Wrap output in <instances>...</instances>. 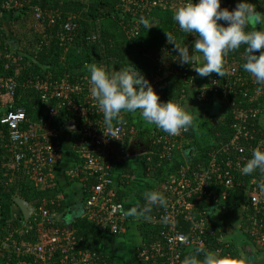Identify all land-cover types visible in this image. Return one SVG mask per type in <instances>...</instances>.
<instances>
[{
  "label": "built area",
  "instance_id": "2783aa9c",
  "mask_svg": "<svg viewBox=\"0 0 264 264\" xmlns=\"http://www.w3.org/2000/svg\"><path fill=\"white\" fill-rule=\"evenodd\" d=\"M121 1L125 12L136 20L138 17L141 19L149 16L170 0ZM185 2L186 0H182L179 5L182 6ZM194 2L198 3V0ZM235 6L229 0L221 2V8L232 10ZM27 7L32 10L35 20L40 24L47 22L52 26L55 23L54 16L60 18L54 7L44 10L40 0H0L2 12H18ZM138 25L137 20L130 25L132 36L138 33ZM76 29L73 18H68L63 23L66 35H60V39L66 49L72 45ZM47 41H41L39 49ZM165 52L175 58V65L153 77L150 83L154 88L167 84L170 76L181 77L185 82L193 83L195 71L192 67L184 71L185 67L177 61V56L168 50ZM232 54L233 52L229 53L225 58L223 77L212 73L208 82L199 87L198 98L202 102L209 94L216 97L221 95L222 99L219 101L223 103L224 111L229 110L231 113L230 131L218 133L219 141L215 147L212 144V150L205 159L200 157L195 167L191 166L193 159H184L178 163L175 172L165 179L161 190L166 197L167 207L160 208L158 218L149 220V225L160 231V240L150 250L142 252L143 262L158 264L162 260L161 264H182L184 250L204 248L206 241L214 236L213 218L216 212L226 210L227 202L234 191L247 194L253 213L250 217L253 224L249 232L250 242L255 247H264V193L258 189V185L264 182V175L253 173L247 186L246 176L240 171L251 158L253 150H264V135L257 139L259 131L264 130V86L256 84L253 77L240 72L232 62ZM157 61L160 62V59ZM24 65L23 55L13 53L6 43H0V102L3 106L12 101L9 104L11 109L6 113L5 108L0 118V131L2 129L7 133V139H4L0 147V166L5 171V176L9 175L10 181L18 175L25 176L41 192L53 186L56 180L54 169L61 158L60 138L65 133L55 128L53 121L58 116L59 109H62L80 118L82 122L79 131L75 132L78 136L74 146L84 164L68 174L73 179L89 177L95 180L87 190L84 217L100 231H108L113 235L124 232L131 218L122 214L126 209L118 201L113 189V169L123 159L116 144L125 139L133 140L138 134L137 129L129 127L126 120H123V124L114 123L111 130L105 127L99 104L90 95L87 78L76 83L42 76L26 79L21 89L37 92L42 97V103L47 106L40 121L30 120L26 110L17 109L14 104L19 87L18 73ZM188 72L193 75L191 79L187 77ZM157 94L162 99V93ZM4 98H7V103H3ZM259 100L261 101L258 102ZM53 103L55 106L50 107ZM157 130L155 151L144 155L149 161L151 156L147 155L153 154L162 162L173 163L180 156V152L187 153L191 149L186 150L190 147L185 141L186 133L169 136L162 130ZM6 159L7 162L3 163ZM60 205V201L43 199L40 206L34 208L31 219L28 222L23 221L21 226L22 229H27V234L37 235L35 243L16 246V251L8 254L9 240L6 237L0 247V264H10L12 261L17 264H90V254L79 250L80 243L75 232L59 226ZM208 210L213 212L209 213ZM165 216L168 218L167 223L162 220ZM184 223L188 224L189 233L183 231ZM215 251L221 256L231 255L227 246Z\"/></svg>",
  "mask_w": 264,
  "mask_h": 264
},
{
  "label": "trees",
  "instance_id": "16d2710c",
  "mask_svg": "<svg viewBox=\"0 0 264 264\" xmlns=\"http://www.w3.org/2000/svg\"><path fill=\"white\" fill-rule=\"evenodd\" d=\"M181 1L182 0H170L167 3H164L163 7H158L153 12H151L149 16L145 17L144 19L148 21V24L151 27L150 29L146 28L144 24L141 23V19L138 17L136 19L139 24L137 27L138 33L133 36L136 40L133 44H131L123 38V35L119 28L113 30L110 28H104L100 30L96 27L98 25L96 23L100 21L114 20L116 18H119L121 14H125V17L131 18L130 14H127L125 12L122 1L96 0L94 8L88 10L87 13L83 14L82 17H80L79 19H73L74 24L77 25V29L74 35L75 37L72 43V49H80L83 53V55L78 57L77 61L74 62L70 59L69 56H66L67 58L62 59L61 56L64 48V43H62L60 39V35H66L65 31L63 30V23L66 22L68 18L72 17L67 18L63 14L59 15L60 18L58 16H54V26H49L47 22H45L44 24L38 23L40 24V27H44V29H42V34H34L32 42H29L28 45L24 47V38L22 37L23 34L22 36H20L17 33H13V28L20 22L28 23L29 21H31L33 23V20L35 19L34 13L28 7L18 12L0 11V14L4 13L5 15V17L0 20V43H6L10 51L16 54L23 55L25 58L24 68H22V73L18 77L19 87L14 97L15 108L25 109L27 117L32 121H40L43 118V113L45 114L47 106L46 104L42 103L41 95L32 90L21 89L23 82L26 79L34 76H42L44 78L50 77L51 80L60 81L62 79H68L70 83H76L80 79H82V77H84V75L88 72V70L84 66L86 64L96 63L103 64L105 68L109 71H119L120 67L124 66L134 68L135 70L143 73L145 77L151 82L153 80V77H155L160 71L165 72L167 70H170L175 65V58L167 55L165 50L172 52L174 56H177L178 54L174 51V45L168 42L166 32L170 33L174 37L175 42L180 44V46H184V44L186 43L189 45V47H191V44L196 39V37L191 34L188 35L182 33L179 30L178 25L173 20V14L175 10L180 7L179 3ZM229 2L236 5L238 2H240V0H229ZM249 2L256 5L257 11L264 12V2H262V0H249ZM40 3L44 10L52 9L54 7L48 5L49 2L47 0H40ZM65 8L71 7L67 6ZM56 11H58V9ZM156 15L160 16L159 20L154 18V16ZM127 18H124V23L128 26L129 23H127ZM153 22L155 23V25L156 22H158V27L161 30H159V35L155 38L151 37V33L154 32V29L152 27ZM257 28L259 30V27ZM95 35H97V39H95ZM45 39H47L48 41L44 46H42L41 49H39L41 41H44ZM11 46H14V49H12ZM243 53V46L238 51L233 52L232 62L239 69L240 72L248 74L242 68V64L245 62V57ZM255 54L258 55L259 53ZM150 58H152V60ZM153 59L155 60L153 61ZM158 59H160V62L157 61ZM184 67V71H187L188 67L190 68L189 65H184ZM248 75L250 76V74ZM192 76L193 75L188 72V79H191ZM204 79L205 81L198 82L199 84L196 83L197 85H195V99L199 98V87L204 83L208 82L209 76ZM189 82L191 83L192 81L185 82L183 78L175 76L171 77L167 81V84H162L160 87L155 88V90L157 93H162V102L166 103L173 99L174 101H179L180 103H183L184 94H180V89H182L184 85L190 84ZM195 82H197L196 75ZM220 98L221 95L220 97H216L214 95L209 94L206 96V100L202 101V103L204 105L212 106L213 101L215 99L220 100ZM260 101L261 100H259L258 102ZM10 103L5 104L3 106L1 105L2 107L0 108V110H5L6 108L7 113L11 109V107L9 106ZM54 106L55 103L50 105V107ZM58 113V116L53 121V126L59 131H62V128L64 127L65 123L72 119H75L78 122L79 126L82 123L80 118L72 116L71 114L62 109H59ZM3 114L4 112L0 111V118H2ZM192 114L194 116L195 112ZM202 115H204L203 120L205 121L206 132L204 133V135H201V137L202 139L212 137L214 140L213 147H215V144L219 141L217 139V133H229L230 131L229 124L231 121V113L229 112V110H227L223 115L214 116L210 114V111H203ZM121 116L123 117V120H126L128 122L129 127L135 128L138 132H140V134L147 136L145 132L141 130V128L144 127L141 125L142 122H133L131 113H121ZM196 118L197 117L195 115V122ZM194 120L193 127L189 130V132L185 134V141L189 143L190 146L187 147L186 150L189 148L194 149V155L192 158L193 161L191 165L192 167H195V164L199 161L198 159L200 157L202 160L205 159L208 152L212 150L211 143V145H206L205 147H203V144L198 141V134L200 135V133H198L199 128L198 125L194 122ZM0 133H3L5 137L4 139L6 141L7 133L2 131V129ZM157 135L158 130L154 125L151 130V138L150 135L147 136L151 139L150 145H134L132 143V139H125L123 142L116 144V149L119 150V154L123 159L154 152V141ZM261 135H264V130L259 131L257 139H260ZM77 136L78 135L76 133L61 134V154L63 153V156L65 155L66 159L64 160L63 158V162L61 159L57 167L60 166L58 169L65 167V177L68 171L84 164V161L79 158L74 146ZM204 144H207V141ZM67 151H69L70 153H67ZM67 156L69 157V159L67 158ZM147 156H151V160L149 161L147 157L144 158L143 174L146 178L158 179V184L153 186L151 188V191L155 190L162 193L161 187L165 183V179H167L171 174H173V172H175L178 164L169 161L162 162L158 159L156 155L153 154H149ZM0 161H2V156L0 157ZM5 162H7V159L3 161V163ZM67 162H71V165H66ZM122 162L123 161H120L114 166L113 175L115 177L116 183L113 186V189H116L115 191L117 199L125 207V203L123 202L124 193L122 190V184L124 183L122 182L129 181L131 179V176L128 175V171H123V173L120 175V177L122 176V178L119 177V179L116 177V169ZM167 170L169 171V173ZM10 178L11 177L9 175L5 176V171L0 166V247L5 238L7 237V232L15 227L18 228V226H20V224H22V222L24 221L21 211L14 203L15 197H22L34 208H38L43 198H46L45 191H37L35 187L26 180L25 176L18 175L17 177L12 179V181H10ZM251 178L252 175L245 177V183L247 184V186ZM85 182L86 186L82 195L83 204L87 198V190L92 184L95 183V180L93 178L88 177ZM144 203L145 201L142 196L140 200L136 203V206H143ZM60 206L61 208L58 209L59 213L66 212V208L70 209V205H66L64 203ZM160 208L161 207L154 206L153 210L147 214V218H141L138 222V229L141 232L142 245L138 246L136 254L140 264H151V262H143L141 254L146 249L150 250L151 246L156 244L157 241L160 240V231L157 228H152L149 225V220L159 217ZM239 208L245 210V216L242 221L240 231L243 232L244 230L246 238L250 239L249 232L253 227V224L250 221V217H252L253 214L252 209L248 204L247 194L243 191H234L231 193V196L227 202V208L224 211V216L231 217L234 211ZM130 222L129 224L127 223L126 230L128 229ZM59 226L65 227V225L60 222ZM91 226L96 228L93 223H91ZM182 227L183 231L189 233L190 230H188V224L184 223L182 224ZM225 227V222H222L217 218L215 219L214 217V236L206 241L207 244L202 249L208 251H215L220 249L223 246L220 240L225 234ZM74 232L76 238L79 240L80 243L78 247L79 250L84 253L90 254V264H115V260L112 256L104 254L98 249L97 244H101L103 242V239L99 237L98 233H96L95 231L82 232L79 230H75ZM104 233L116 237L122 236V233L115 235L109 233L108 231H104ZM28 235L32 237L34 236V233H29ZM245 242L247 245L245 247L246 251L244 250V253L249 254L251 247L255 248V245L252 242ZM196 249L197 248H190L184 250L182 253V261L186 256L196 255ZM258 250L264 252V247H261ZM228 252L231 254V256L237 257L235 253H232L231 249ZM198 259H203V255H199ZM161 261L162 260L158 261V264H161ZM10 264L17 263L15 261H12Z\"/></svg>",
  "mask_w": 264,
  "mask_h": 264
},
{
  "label": "clouds",
  "instance_id": "9594fccd",
  "mask_svg": "<svg viewBox=\"0 0 264 264\" xmlns=\"http://www.w3.org/2000/svg\"><path fill=\"white\" fill-rule=\"evenodd\" d=\"M221 2L186 0L175 10L173 20L182 33L191 34L196 39L191 47L186 43L180 46L166 32L168 42L174 45L180 65L191 66L201 78L212 73L223 77L225 58L243 46V70L254 78L256 84L264 86V12L257 11L256 5L249 0H240L232 10L221 8ZM141 23L151 28L143 17ZM84 67L90 74V95L97 100L104 125L109 130L114 123H125L121 113H139L145 122L155 125L169 136L187 133L193 127L194 116L189 110V101L186 105L173 99L162 102L154 86L140 71L128 66L120 67L119 71H109L103 64L96 63ZM240 171L245 176L255 172L264 175V150H253L251 158ZM258 189L264 193V182L258 185ZM143 198V206L137 205L122 214L147 218L154 206L167 207L166 197L159 191H146ZM162 220L167 223L168 218L165 216ZM201 254L203 259H198ZM182 264H253V261L243 253L239 257L221 256L218 251L197 248L196 255L186 256Z\"/></svg>",
  "mask_w": 264,
  "mask_h": 264
},
{
  "label": "crops",
  "instance_id": "0c3cea01",
  "mask_svg": "<svg viewBox=\"0 0 264 264\" xmlns=\"http://www.w3.org/2000/svg\"><path fill=\"white\" fill-rule=\"evenodd\" d=\"M3 17H5L4 13L0 14V20ZM171 77H175V76H170L168 80ZM204 78H201L196 74L197 82L205 81ZM194 80H195V72H194ZM195 83L196 82L194 81L193 83L184 85L183 88L180 89V94L181 95L184 94L183 95L184 102L182 104L186 105L188 104V101L189 103L193 102L192 100L194 99L193 91L195 90ZM190 90H192L191 95H190ZM210 109H211V106L204 105L202 102L201 103L196 102V105L194 104V110H190V109L189 110L191 111V113H194L195 111H199V110L210 111ZM131 116H132L133 122L137 123L139 121V123L142 122L141 125H144V120L141 118L139 113L131 114ZM152 126L154 127V125ZM65 133H71V132H65ZM67 153H70V152L67 151ZM183 154L185 153L180 152L179 153L180 156H178V158H180ZM63 158L65 160L66 156L65 155L63 156V153H62L60 161L62 159V162H63ZM67 158L69 159L68 156ZM144 158L145 156L143 154V155L127 158L126 160L123 159L122 160L123 162L120 163L119 167L116 169L117 178L120 177L123 171H128V175L131 176V179L129 181L122 182L124 183L122 184V190L124 193L123 202L125 203V207L127 211H129L131 208L136 206V203L140 200V198L143 196V194L146 191H151V188L155 186L156 184H158L157 179H149L144 176L143 174ZM66 165L70 166L71 162H67ZM57 166L54 169L56 180L53 186L51 187L53 188L52 190L54 191H52L53 192L51 193L52 195H50L51 191H49L47 196H49L50 199L48 200L49 201L55 200L54 195L55 196L58 195L57 197L60 199L59 201L61 202V204L64 203L66 205H70V209L66 208L67 209L66 212L59 214V222L62 223L61 217L65 218L69 214L73 213L71 228H68L64 223H62L63 225H65L67 229H71L74 231L79 230L82 232L95 231L96 233H98L99 237L103 239V242L101 244L100 243L97 244L98 249L104 254H108V255L110 254V256L114 258L115 264H126L127 261H128L127 264H140L139 260L137 259L136 251H137L138 246L142 245L141 232L138 229V222L140 221L141 218L129 216L131 218L130 225L128 229L124 233H122V236L120 237L105 234L103 231H100L97 228L92 227L91 223L87 220L86 217H84L85 216L84 215L85 214L84 204L81 208H79L78 212H73V209L75 207H78L82 202V199H83L82 195L84 192V188L86 186L85 181L87 179L86 178L84 179L78 178V180L73 179L69 176L68 174L69 171L66 173V177H65V172H64L65 167L58 169L60 166L59 167ZM74 169L75 168L71 170H74ZM120 178H122V176ZM160 178H163V177H160ZM115 190L116 189L114 188V191ZM215 215H216L215 219L217 218L218 220L226 223L225 234L222 236L220 242L223 244L224 247L227 246L229 250L230 248L229 246H230V243L233 241L234 234L240 231V227H241L242 221L245 216V210L242 208L236 209L231 217H225L224 212H220V211L219 212L217 211ZM251 250L253 251V249ZM261 262H264V261H261Z\"/></svg>",
  "mask_w": 264,
  "mask_h": 264
},
{
  "label": "rangeland",
  "instance_id": "374dc122",
  "mask_svg": "<svg viewBox=\"0 0 264 264\" xmlns=\"http://www.w3.org/2000/svg\"><path fill=\"white\" fill-rule=\"evenodd\" d=\"M47 1L49 2L48 5L54 6L56 10L58 9V11H57V14L58 15L63 14L67 18L68 17H72L73 19L74 18L75 19L76 18L79 19L80 17H82V15L85 14V13H87L88 10H90L91 8H94L95 7V3H96V0H47ZM67 6H69L71 8H65ZM131 17L132 18H127V17H125V14H121L119 16V18H116L114 20H110V21H100V22L96 23V24H98L96 27L99 28L100 30L101 29H104V28H110L112 30L113 29H116V28H119L120 31H121V33H122V35H123V38L127 42L133 44L136 39H135V37L132 36V33L130 32L131 29H132L130 27V25L132 26V22H134L136 20H134V16H131ZM124 18H127V20L129 21V22L127 21V23H129L128 26L124 23ZM154 18H156V19L159 20L160 16L156 15V16H154ZM30 22L31 21H29L28 23L20 22L19 24H17L13 28V30H14L13 33H17L20 36H22V34H23L22 37L24 38V41H23V44H24L23 46L24 47H26L29 42H32L33 37H34V34H36V33L37 34H42V31H43L42 29H44V27H40L39 26L40 24H38V22H36L35 19L33 20V23L32 22L30 23ZM136 24H137V22L135 23V25ZM54 25H55V23L53 24V26ZM257 27H259V26H257ZM153 29H154V32L151 33V37L152 38L153 37L155 38L156 36L159 35L158 32L160 30L159 27H158V22H156V25H155V27H153ZM24 34H25V36H24ZM43 37H44V35H43ZM94 37H96L95 39H97V35H95ZM72 46L73 45L69 46L67 49H66V47L63 48L62 56H61L62 59L63 58L65 59V58H67L66 56H69L70 59L74 62V61H77V58L78 57H80L81 55H83V53L81 52L80 49L73 50L72 49ZM11 48L14 49V46L13 47L11 46ZM8 49H9V47H8ZM150 59L152 60V58H150ZM155 59H153V61ZM21 73L22 72H19L18 75H21ZM89 77H90V74H89V72H87L84 75V77H82V78L89 79ZM67 81H68V79H67ZM196 81H197V79H196ZM196 83H198V82H196ZM196 83H195V85H197ZM191 93H192V90H190V95H191ZM193 96H194L193 97L194 99L192 98L193 100L192 99L191 100L194 103L193 102H190L189 103V109L190 110H194V104L196 105V102L197 103H201L200 101H197L198 98L195 100V90L193 91ZM3 103H7V98H4ZM1 105L2 104L0 102V107H2ZM0 111H4V109H2ZM223 111H224V105H223V103L221 101L215 99L213 101L212 106H211L210 114L211 115H214V116L215 115L216 116H219V115H223L224 114ZM202 113H203V111H201V110L195 111V115H196L197 118H196V122H195V120H194V122L198 125V128H199L198 133H200V135L198 134V137H199L198 138V141H200V143L203 144V147H205L206 145H211V144L214 145V140H213L212 137H209L207 139H202V137H201V135H204V133L206 132L205 121L203 120L204 115H202ZM43 115H44V113H43ZM195 115H194V119H195ZM141 129L144 132H146V133L151 131L149 128H147V126L141 128ZM217 136H218V133H217ZM217 139H219V136L217 137ZM0 141L1 142L2 141L4 142L3 135L2 136L0 135ZM206 141H207V144H204ZM1 142H0V145H1ZM126 159L127 158H125V160ZM184 159L185 160H188L189 159L187 153L183 154L180 158H177V160H175L173 163H175V164L181 163L182 161H184ZM169 171H170V169H169ZM169 171H168V173H169ZM52 189L53 188H50L47 191H45L46 198H43V199H45V200L50 199V197L47 196V194L49 193V191H51L50 192V195H52L51 193H53L52 191H54ZM57 196L58 195H56V196L54 195V199L56 201H59L60 199ZM47 197H49V198H47ZM82 206H83V203L81 202V204L78 207H75V208L73 207L75 209V210L73 209V211L74 212H78L79 208H81ZM22 225L23 224H20V226H18V228L15 227L12 230H9L7 232V238L9 240V243L7 242V244L9 245V246L7 245V252H8V254L16 251V246H18V247L19 246H25V245L27 246V245H32L33 243H35V237L37 238V235H34L32 237L29 236L27 234V229L26 228L25 229H22L21 228ZM232 233H230V234H232ZM10 236H12V238ZM245 241H248L250 243V239L249 238L248 239L246 238L244 230H243V232L242 231H238V233H235L234 234L233 241L230 243V246H229L230 247L229 250L231 249L232 250V253H235L237 255V257H239V255L241 253H243L245 255L246 253H244V250L246 251V249H244V246L247 245ZM251 249H253V251ZM251 249L250 250L253 252L254 257H255V260H257V261H264V252L258 250L259 249L258 247H255V248H252L251 247ZM3 256L4 255L2 254V257ZM245 256H249V254H246ZM254 257H252L253 258L252 260H254ZM4 258H5V256H4ZM127 262H126V264H127Z\"/></svg>",
  "mask_w": 264,
  "mask_h": 264
},
{
  "label": "water",
  "instance_id": "95a60500",
  "mask_svg": "<svg viewBox=\"0 0 264 264\" xmlns=\"http://www.w3.org/2000/svg\"><path fill=\"white\" fill-rule=\"evenodd\" d=\"M154 26H155V23L153 22L152 27H154ZM73 129H74V131H73ZM62 131L63 132H71V133L72 132L73 133L78 132L79 131L78 122L75 119H72V120L68 121L67 123H65L64 127L62 128ZM132 143L134 145L148 146L151 143V139L148 138L147 136L142 135V134L139 133L132 140ZM187 155H188V158H189L188 160L191 161L192 158H193V155H194V149L191 148L187 152ZM14 203L17 205V207L21 211L24 221L28 222L31 219V217H32V215L34 213V210H35L34 207L32 205H30L25 199H23L21 197H15ZM72 217H73V213L69 214L65 218L61 217V222L64 223L68 228H71L72 227ZM248 257H250L251 259H253L252 257H254V254H253V252L251 250H250V253H249ZM252 261H253V264H262V263L257 262L255 260V257H254V260H252Z\"/></svg>",
  "mask_w": 264,
  "mask_h": 264
},
{
  "label": "flooded vegetation",
  "instance_id": "af4514ba",
  "mask_svg": "<svg viewBox=\"0 0 264 264\" xmlns=\"http://www.w3.org/2000/svg\"><path fill=\"white\" fill-rule=\"evenodd\" d=\"M142 126H144V127H146L147 126V128H149L150 130H152V128H153V126L152 125H150L149 123H148V125H147V122H145L144 121V125H142ZM152 126V127H151ZM151 127V128H150ZM142 130V129H141ZM140 132H138V134H139ZM145 134L147 135V136H149L150 135V138H151V131L150 132H145ZM245 247L246 246H244V249H245ZM257 261V260H256ZM257 262H259V263H262V264H264V262H261V261H257Z\"/></svg>",
  "mask_w": 264,
  "mask_h": 264
}]
</instances>
